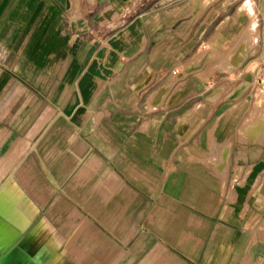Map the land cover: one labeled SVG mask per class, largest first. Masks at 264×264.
I'll return each instance as SVG.
<instances>
[{"label":"crops","instance_id":"1","mask_svg":"<svg viewBox=\"0 0 264 264\" xmlns=\"http://www.w3.org/2000/svg\"><path fill=\"white\" fill-rule=\"evenodd\" d=\"M134 1L0 0L7 264H264V33L234 72L187 75L221 30Z\"/></svg>","mask_w":264,"mask_h":264},{"label":"rangeland","instance_id":"2","mask_svg":"<svg viewBox=\"0 0 264 264\" xmlns=\"http://www.w3.org/2000/svg\"><path fill=\"white\" fill-rule=\"evenodd\" d=\"M244 1L246 0H135L128 9H131L133 7V12L137 14L150 12L151 16H155L156 14L161 15V17L164 19L165 25H167V28L171 29L174 32L176 30H179V35L181 36L184 35L183 29L188 24L190 28L194 29L197 35L200 34L202 29L206 28V26H208L207 30L210 32H212L214 29H220L222 34V42H225L224 48H226L227 52L218 54L217 50H220L217 47L213 48L208 44L206 40L203 39L199 44L201 53L194 59L192 64L188 65L183 70V74H192V76H198V74L203 75L201 74L202 70L209 71V73H205L206 75L201 76L209 77L214 71H220L218 69H221V71L224 72H234V70H224L220 65V67H217L218 69H216L215 67L221 62H223V64L229 63L227 61L230 59L231 54L235 53L238 50L237 46H240L242 38L246 35L245 33L247 31L249 19L247 17L236 19L233 16L237 7ZM253 1L257 24H261V27L259 28V25H257L256 29L258 42L259 35L264 33V22L262 21V19L264 18V0ZM78 28L79 30H82L84 27L79 26ZM72 29L75 31L73 35H77V20H73ZM90 29L92 31L91 35L95 38H101V41L103 39H106L109 34L107 26L100 23V21H98V23H94ZM233 47L234 51H232L231 53ZM7 56L9 57L10 54H7ZM0 61H2L1 53ZM258 70V79L264 85V62L260 64ZM4 72L8 73L10 72V70H4ZM176 79L178 81L181 78ZM27 103L28 102H23V104L25 105L24 107L28 108ZM39 103H43L44 107L47 108L50 104H54V101L45 100L39 101ZM12 104L13 102L11 101H0V112L12 108ZM0 160L2 162L4 158L0 156ZM0 168L2 169V165H0ZM2 185L3 183L0 182V188L2 187ZM63 264H74V261H63Z\"/></svg>","mask_w":264,"mask_h":264},{"label":"bare ground","instance_id":"3","mask_svg":"<svg viewBox=\"0 0 264 264\" xmlns=\"http://www.w3.org/2000/svg\"><path fill=\"white\" fill-rule=\"evenodd\" d=\"M234 17L236 19L247 17L249 19V24L247 25V31L245 33L246 35L243 37L245 39L242 38V41L240 39L241 44L238 50L235 53L231 54L230 59L227 61L229 63L220 65L222 69L228 70V71H233V70L235 71V69L242 63V61L245 58H247L248 56L254 53L256 49V44H257L256 29H257V25L259 24H257V21H256L257 18H256V13H255L254 1L253 0L244 1L237 9ZM233 49L234 48H232V51H234ZM230 60L232 61L230 62ZM246 86H247L246 83H244L242 84L241 88H244ZM224 95L225 94H224L223 88L218 90L215 94V96H221V97ZM11 248H12V245L0 244V263L1 264H7L9 260V256L11 254Z\"/></svg>","mask_w":264,"mask_h":264},{"label":"built area","instance_id":"4","mask_svg":"<svg viewBox=\"0 0 264 264\" xmlns=\"http://www.w3.org/2000/svg\"><path fill=\"white\" fill-rule=\"evenodd\" d=\"M175 72H178V70H176Z\"/></svg>","mask_w":264,"mask_h":264}]
</instances>
